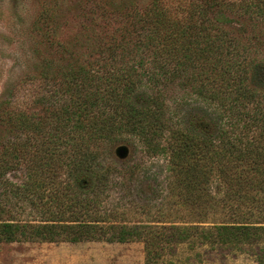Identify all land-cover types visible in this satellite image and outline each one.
Returning <instances> with one entry per match:
<instances>
[{
    "label": "trees",
    "instance_id": "1",
    "mask_svg": "<svg viewBox=\"0 0 264 264\" xmlns=\"http://www.w3.org/2000/svg\"><path fill=\"white\" fill-rule=\"evenodd\" d=\"M227 13L264 27V0H154L120 38L91 45L92 59L38 65L33 78L51 92L48 117H9L18 139L0 158V176L24 168L26 182L11 186L36 203L40 219L16 220L0 201V243L142 241L145 264H163L171 243L193 237L223 246L264 241V62L219 26L232 23ZM175 84L211 109L181 117V107L173 116L154 91ZM125 137L167 157L182 203L225 218L161 229L117 223L104 196L128 172L100 158L104 144Z\"/></svg>",
    "mask_w": 264,
    "mask_h": 264
},
{
    "label": "rangeland",
    "instance_id": "2",
    "mask_svg": "<svg viewBox=\"0 0 264 264\" xmlns=\"http://www.w3.org/2000/svg\"><path fill=\"white\" fill-rule=\"evenodd\" d=\"M154 0H0V158L18 139L9 117L26 113L36 120L48 117L49 88L33 78L45 59L55 68L68 63H84L91 58L89 47L120 38L133 23L132 14L144 13ZM175 4L179 0H163ZM197 1V0H194ZM232 23L219 25L245 47L256 62H264V27L246 17L226 14ZM132 37V36H131ZM135 37V36H134ZM94 55H92L93 57ZM144 89L141 94L151 93ZM161 92L173 116L193 114L206 108L197 102L189 88L180 84L161 85ZM199 106H198V105ZM180 105V106H179ZM174 120H178L177 117ZM182 121L185 118L181 119ZM25 137V136H23ZM129 147L125 159L118 157L120 146ZM100 163H115L125 169L127 180L112 183L105 192V205L118 211L117 223L127 226L191 225L202 220L204 226L224 219L215 208L193 211L179 199L165 156H151L138 138L125 137L113 145L102 146ZM11 161L10 158H6ZM26 172L13 167L0 176V201L10 217L20 221L40 219L36 203L17 195L11 183L26 182ZM9 180V181H8ZM219 192L218 184L212 186ZM35 195L32 194V199ZM34 204V205H33ZM199 215H196V214ZM166 222V223H163ZM163 264H264V241L239 246L205 243L198 237L171 243L163 254ZM142 241L108 242H31L0 243V264H145Z\"/></svg>",
    "mask_w": 264,
    "mask_h": 264
},
{
    "label": "water",
    "instance_id": "3",
    "mask_svg": "<svg viewBox=\"0 0 264 264\" xmlns=\"http://www.w3.org/2000/svg\"><path fill=\"white\" fill-rule=\"evenodd\" d=\"M129 151H130L129 147L126 145H123L117 149L116 153L118 157H120L121 159H125L129 155Z\"/></svg>",
    "mask_w": 264,
    "mask_h": 264
}]
</instances>
